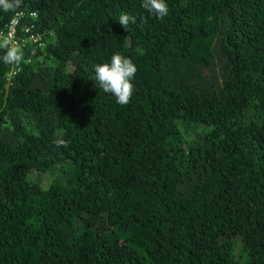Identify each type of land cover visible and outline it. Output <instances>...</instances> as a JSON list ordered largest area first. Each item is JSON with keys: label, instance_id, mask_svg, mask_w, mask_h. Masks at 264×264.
<instances>
[{"label": "trees", "instance_id": "obj_1", "mask_svg": "<svg viewBox=\"0 0 264 264\" xmlns=\"http://www.w3.org/2000/svg\"><path fill=\"white\" fill-rule=\"evenodd\" d=\"M141 2L0 9V264H264V0Z\"/></svg>", "mask_w": 264, "mask_h": 264}, {"label": "clouds", "instance_id": "obj_2", "mask_svg": "<svg viewBox=\"0 0 264 264\" xmlns=\"http://www.w3.org/2000/svg\"><path fill=\"white\" fill-rule=\"evenodd\" d=\"M19 3H13L12 0H0V9L7 12ZM143 7L151 15L163 19L168 15L167 0H142ZM120 25L128 29L130 23L135 22V17L127 13H121L118 20ZM0 48L6 49L2 60L6 64L19 65L23 59L22 50L10 42L8 37L0 38ZM137 67L132 59L121 54H113L107 63H99L93 66L94 79L99 87L105 92L111 94L116 102L126 105L134 92V78Z\"/></svg>", "mask_w": 264, "mask_h": 264}, {"label": "built area", "instance_id": "obj_3", "mask_svg": "<svg viewBox=\"0 0 264 264\" xmlns=\"http://www.w3.org/2000/svg\"><path fill=\"white\" fill-rule=\"evenodd\" d=\"M32 16H36V13H31ZM17 19H14L11 24L9 25V29L7 33L5 32H0V38L2 37H8L10 39V42L15 44L16 46H19L18 41L16 40V25H17ZM29 40L37 42L38 38L35 37L34 35L29 36Z\"/></svg>", "mask_w": 264, "mask_h": 264}]
</instances>
